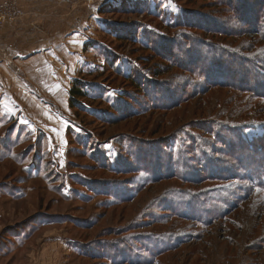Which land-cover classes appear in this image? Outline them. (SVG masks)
I'll list each match as a JSON object with an SVG mask.
<instances>
[{"label": "rangeland", "instance_id": "374dc122", "mask_svg": "<svg viewBox=\"0 0 264 264\" xmlns=\"http://www.w3.org/2000/svg\"><path fill=\"white\" fill-rule=\"evenodd\" d=\"M261 1L0 0V264H264V191L198 158L264 133V97L203 74L264 50Z\"/></svg>", "mask_w": 264, "mask_h": 264}, {"label": "trees", "instance_id": "16d2710c", "mask_svg": "<svg viewBox=\"0 0 264 264\" xmlns=\"http://www.w3.org/2000/svg\"><path fill=\"white\" fill-rule=\"evenodd\" d=\"M257 1L258 0H256V2ZM261 2L263 4L264 0ZM254 23L256 25V22ZM251 57L253 63L250 61H240L236 54L226 52L224 59L222 55H220L212 61L214 65L213 69H216V71L211 73V75H207L206 77L207 66L203 67L205 80L211 81L210 85L213 86H231L236 90H245L248 93L264 97V50L252 53ZM255 57H259V61L263 63H256ZM229 58H233V60H229ZM115 63L119 65L120 60H117ZM123 74H130L129 79L131 82H133L132 77L139 78L138 75L135 76L136 72H131V69ZM140 79L141 78H139V80ZM133 84L137 87L135 82H133ZM90 86L88 82L77 77L72 79L71 85L67 91L68 107L75 112L84 111V102L89 99L91 93ZM142 92L144 93V91ZM224 139L227 141L223 148H227L226 152H229V154L223 153L234 162V165H230V167H228L229 169L224 170L225 173L222 172L221 174L220 171L208 170L209 165L204 167L202 164L204 163L203 159L205 157L198 156V158H200L199 170L203 172V176L207 179L214 180H220L217 179L219 176H226L225 179L231 182L230 187L239 192L235 201L242 199L244 196H249L251 192H254V189L264 191V180H262L264 179V133L260 135V137L252 138V140L249 141L244 139L242 135H238L236 131H228L227 137H224ZM198 148L204 150L201 152H206L205 154H208L206 151L207 147L199 144ZM257 176H262V178H260V180H255ZM234 204H231L230 207L234 206ZM230 207L223 212L225 213ZM215 218H217V216L214 217V219Z\"/></svg>", "mask_w": 264, "mask_h": 264}]
</instances>
